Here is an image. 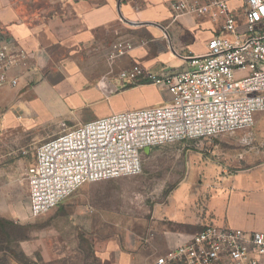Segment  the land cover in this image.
I'll list each match as a JSON object with an SVG mask.
<instances>
[{
  "label": "built area",
  "instance_id": "obj_1",
  "mask_svg": "<svg viewBox=\"0 0 264 264\" xmlns=\"http://www.w3.org/2000/svg\"><path fill=\"white\" fill-rule=\"evenodd\" d=\"M242 18L226 0H174L176 14L221 20L222 35L207 40L185 67L156 74L140 65L120 70L131 85H160L168 99L154 107L125 109L61 130L36 148L26 169L28 208L34 217L57 207L81 185L138 174L144 150L249 127L264 111V0H243ZM116 56L131 49L118 42ZM28 53L0 30V89L19 85L12 75ZM143 81V82H142ZM150 264H264V231L205 223Z\"/></svg>",
  "mask_w": 264,
  "mask_h": 264
},
{
  "label": "crops",
  "instance_id": "obj_2",
  "mask_svg": "<svg viewBox=\"0 0 264 264\" xmlns=\"http://www.w3.org/2000/svg\"><path fill=\"white\" fill-rule=\"evenodd\" d=\"M173 1L0 0V30L16 47L28 53L26 67L19 66L11 73L18 76L19 85L0 89V108H3L0 140L3 132L21 126L16 119L17 113H31L30 100L26 96L38 93L42 88L39 83L45 79H54L53 84L66 80L71 85V79L77 75L105 76L131 65L171 69L172 56L184 61L187 55L202 54L209 38L224 34L221 20L213 21L207 15L176 14L171 8ZM226 1L240 21L244 1ZM113 41L128 42L132 46L125 54L117 56L113 66L100 61L96 64L92 60L80 62L76 58L82 52L92 58L96 50L106 54ZM137 86L153 85L140 83ZM164 95L167 100L166 91ZM118 110L121 111L108 108L99 115L107 116ZM54 134L58 132L37 141L43 142ZM26 169L0 166L1 220L23 224L29 218L28 181L24 198L14 196L24 172L26 176ZM216 171L220 174L199 180L197 189L192 191L190 185L187 197L178 199L179 204L170 200V218L166 220L155 216L144 228L141 219L132 221L129 214L119 216V221L127 222L125 232L122 238L105 242L99 254L103 264H150L155 257L174 247L184 234L195 232L210 221L223 227L264 231V160L235 172L225 168ZM195 197L199 200L190 199ZM103 205L106 207L102 210L103 216L111 220L112 208ZM147 226L148 231L145 230Z\"/></svg>",
  "mask_w": 264,
  "mask_h": 264
},
{
  "label": "rangeland",
  "instance_id": "obj_3",
  "mask_svg": "<svg viewBox=\"0 0 264 264\" xmlns=\"http://www.w3.org/2000/svg\"><path fill=\"white\" fill-rule=\"evenodd\" d=\"M117 43L113 41L106 54L96 50L93 59L84 52L76 58L80 62L100 61L113 66ZM171 58L172 70L185 67L182 59ZM148 70L158 74L161 68L155 65ZM45 80L39 83L42 88L38 93L26 96L31 113L16 114L21 126L2 133L0 166L27 168L41 142L37 140L59 132L62 122L73 127L78 121L84 123L100 117L108 108L139 109L166 101L160 85H131L119 78V70L99 77L77 75L71 79V85L66 80L56 84L52 78ZM102 97L105 98L101 101ZM253 117V124L243 129L145 149L140 173L85 183L45 214L34 217L29 213L23 224L3 223L6 228L0 230V264H103L99 254L105 242L122 238L125 232L127 222L119 221V216L129 214L132 221L141 219L145 228L155 216L170 218V200L179 204L178 199L187 197L190 185L191 190L197 189L199 180L220 174L216 169L235 172L262 162L264 111L255 112ZM24 173L14 192L15 198H24L27 182ZM104 203L112 208L111 220L103 216Z\"/></svg>",
  "mask_w": 264,
  "mask_h": 264
},
{
  "label": "trees",
  "instance_id": "obj_4",
  "mask_svg": "<svg viewBox=\"0 0 264 264\" xmlns=\"http://www.w3.org/2000/svg\"><path fill=\"white\" fill-rule=\"evenodd\" d=\"M3 223H11V221L1 220V219H0V230H3V229L6 228L5 225H3ZM12 223H13V222H12ZM12 223H11V224H12Z\"/></svg>",
  "mask_w": 264,
  "mask_h": 264
}]
</instances>
